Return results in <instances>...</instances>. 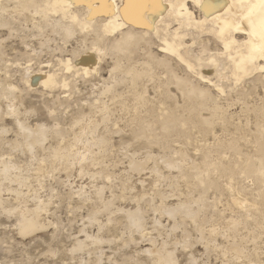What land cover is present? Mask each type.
Instances as JSON below:
<instances>
[{
    "label": "rangeland",
    "instance_id": "rangeland-1",
    "mask_svg": "<svg viewBox=\"0 0 264 264\" xmlns=\"http://www.w3.org/2000/svg\"><path fill=\"white\" fill-rule=\"evenodd\" d=\"M36 3L0 0V264H264L262 85L179 71L191 93L157 63L134 82L151 55L113 42L87 72L94 31Z\"/></svg>",
    "mask_w": 264,
    "mask_h": 264
},
{
    "label": "bare ground",
    "instance_id": "bare-ground-1",
    "mask_svg": "<svg viewBox=\"0 0 264 264\" xmlns=\"http://www.w3.org/2000/svg\"><path fill=\"white\" fill-rule=\"evenodd\" d=\"M20 1L24 9L35 7L36 10L40 4L38 1L37 6L36 0ZM43 2L40 12L45 18L59 14L57 26L64 25L68 36L75 30L94 31V50L78 56V66L87 72L96 70L99 64L100 58L95 50L101 51L100 43L113 42L112 48L115 47L122 52H127L130 46L135 45L151 55L143 63L140 72L131 69L134 82L144 75L154 73L157 63L166 68L167 74L185 84L191 93L196 91L195 86L182 80L179 71L208 83H212L214 76L217 78L214 84L221 92L224 91L225 84L229 83L230 86V82L236 89L247 81L248 83L257 81L264 88V0H126V2L43 0ZM116 33L120 34V38L109 39ZM155 44L163 56L158 61L155 60L156 56H153L152 45ZM171 62H175L176 67H173ZM66 65L69 67L71 64ZM34 77L36 83L46 87H53L58 83L55 73L43 71ZM263 111L264 109H261V112ZM164 123L170 124V119ZM23 129L30 138L28 143L30 146L42 141L44 136L42 129L36 131L25 126ZM55 156L56 158L61 156L60 151H56ZM32 217L24 220L22 224L24 230L30 231L37 227L38 222L34 216ZM131 218L136 224L137 215H132Z\"/></svg>",
    "mask_w": 264,
    "mask_h": 264
}]
</instances>
